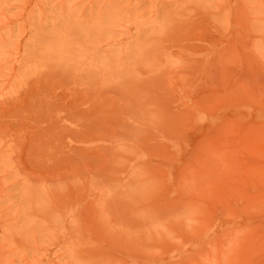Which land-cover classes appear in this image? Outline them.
Returning a JSON list of instances; mask_svg holds the SVG:
<instances>
[{"label": "rangeland", "instance_id": "obj_1", "mask_svg": "<svg viewBox=\"0 0 264 264\" xmlns=\"http://www.w3.org/2000/svg\"><path fill=\"white\" fill-rule=\"evenodd\" d=\"M0 264H264V0H0Z\"/></svg>", "mask_w": 264, "mask_h": 264}]
</instances>
